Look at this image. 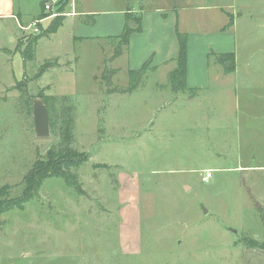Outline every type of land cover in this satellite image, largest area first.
I'll list each match as a JSON object with an SVG mask.
<instances>
[{"label": "rangeland", "instance_id": "1", "mask_svg": "<svg viewBox=\"0 0 264 264\" xmlns=\"http://www.w3.org/2000/svg\"><path fill=\"white\" fill-rule=\"evenodd\" d=\"M39 1L14 0L21 29L0 19V188L19 195L26 171L60 141L35 135L18 81L31 101L68 96L71 147L85 159L71 168L78 187L47 178L0 214V264H264L253 245L264 244V0H73V18L72 0H55L44 17L54 11L63 24L24 61L29 37L49 27L27 25L51 0ZM141 7L169 17L171 33L177 23L192 62L211 53L206 86L171 90L175 62H158L149 21L132 58L131 39L124 48L100 36L118 35L121 11L141 17ZM226 48L233 59L217 61ZM143 53L157 68L127 91Z\"/></svg>", "mask_w": 264, "mask_h": 264}, {"label": "trees", "instance_id": "2", "mask_svg": "<svg viewBox=\"0 0 264 264\" xmlns=\"http://www.w3.org/2000/svg\"><path fill=\"white\" fill-rule=\"evenodd\" d=\"M40 0L39 2H41ZM41 4V3H40ZM44 5L42 6V12L38 19L44 17L45 13ZM50 13L48 14V16ZM36 18V20H37ZM94 16L86 15L85 19L89 21H94ZM124 24L122 30L119 35L112 36L111 40H117L116 45L127 47L129 43V38L133 32H140L142 29V18L139 15H134L130 12V10H126L124 13ZM135 22V25H132V22ZM233 20L230 16V20L228 25L232 24ZM62 24V21L59 17L52 18V23L50 26L45 28L41 33L37 35L29 37L27 45L21 50L23 55V60L33 58L34 54V44L37 41V38L40 35L51 33L53 30L58 28ZM177 35L178 42V54L174 59L175 66L169 72V84L171 90H185L186 89V54H187V35L183 32H179L178 29H175ZM122 48L118 47L117 51L113 53L112 57L120 55L122 52ZM211 55V53H209ZM217 61L224 62L227 59H233L232 53L224 52L218 53L215 55ZM150 58L146 59L143 62V65L138 69H130L128 70L130 83L128 85L129 90L135 89L140 81L143 72L150 66ZM232 65V62H231ZM44 66V65H43ZM42 66V67H43ZM225 66V63H224ZM226 67V66H225ZM138 74V76L136 75ZM17 86V90L19 91V96L23 97L32 104L31 99L26 95L25 84L23 81H18L15 85ZM47 110H49V125H50V133H58L59 134V142L58 146L51 147L47 150L44 157L36 160L35 163L30 167L25 175L22 178L23 190L17 196H10L8 188L1 187L0 188V214L6 211L11 210L14 207H19L26 203L27 200L31 199L36 195L38 188L41 186V182H43L47 178H56L60 177L63 179L66 185L78 187L77 184V174L71 170V168L78 167L82 164L85 159L81 154H79L75 148L71 147L72 143V130L74 128V117L72 115V106H69L68 111L69 114L65 115L66 110L61 108L62 101L68 102V96L57 97V95H48L44 98H41ZM66 102V103H67ZM59 104V105H58ZM65 105V104H63ZM32 106V105H31ZM31 107L29 108V111ZM31 112V111H30ZM60 123V125H58ZM61 144V145H60ZM60 145V146H59ZM254 242V241H253ZM253 245H257L259 247H264V244L258 242H254Z\"/></svg>", "mask_w": 264, "mask_h": 264}, {"label": "crops", "instance_id": "3", "mask_svg": "<svg viewBox=\"0 0 264 264\" xmlns=\"http://www.w3.org/2000/svg\"><path fill=\"white\" fill-rule=\"evenodd\" d=\"M73 2L74 1L72 0L71 1V4H72L71 7H73V8H71V10H69L66 13V15H67L66 18L68 16L71 17V18H73L77 14H79L78 12L75 14ZM154 9L155 8H145V7H141V9L139 10L140 13H141V18H142V24H141V26H142V29L141 30L142 31L139 34H133V35H131L132 37L130 36V38H129V41L131 39L130 45H131V48H132L131 58L134 56V54L137 51V46L132 43V38L133 37H140V36H142V34H145V32L147 31V32H149L148 34H150L152 36V38L155 39V41H154L155 42V46L158 47V49H159L160 56H158V57L160 58V60L158 62H161V63L166 64V63H169L170 61H173V59H175V57L178 54L179 47H178V42H177V35H176V32H175V29L177 28V23H174V29H173V32L171 33L172 23L169 22L170 18L169 17H166V18L161 17L160 16V12L161 11L159 9H156L155 15H154L155 17L154 16H147L146 13L149 12V11H151V10H154ZM21 10L22 9L19 8V7L16 10V8L14 6V0H0V19H6V18H14V19H17L19 21V24H20L19 25V28L20 29H21V26L22 25H26V22L25 21H20V13H21ZM124 13H125L124 11H121V16H120L121 24L118 25V24L115 23L116 26L119 29H120V27L122 26V23L125 20ZM35 15L31 16L32 22H33V19H34L33 17ZM52 18H54V16L43 18L42 21H41V23L44 20H50V23L48 25V26H50V24L52 23ZM148 21L151 23V27L152 28L151 29L149 28L148 30L145 31L144 30L145 22L147 23ZM23 22H25V24ZM73 23H75V21ZM27 25L29 26L30 24L28 23ZM230 25H232V24H230ZM225 28L226 27H224L223 29H225ZM57 29L58 28H56L55 30H53L49 34H52ZM120 32H119V34H120ZM116 35L117 34H114V35L102 34L100 36L112 38L111 36H116ZM74 37L76 38L77 36L75 35ZM187 42H188V39H187ZM186 46H187V54H186L187 67H186V74H185V76H186V80H185L186 88L189 89V88H199L200 86H204V85L206 86L208 84V76H206V73H207V68H208V63H209V61H208V54H209V52L207 51L205 53V55H204L203 60L197 64V63H194V62H192L190 60V53H189L188 43H186ZM227 49L228 48H226L225 51L218 50V51H216V53H212V54H218V53H224V52L231 53L232 52V50H227ZM149 52L150 51H148L147 53H149ZM155 56H157V54H155ZM144 57H145L144 53L141 54L138 57V62L137 63L138 64L139 63L140 64L143 63L142 61H143V58ZM150 67H152V69L153 68L155 69V68H157V65H155L154 62H152V64L150 65ZM199 79H202V81L200 82Z\"/></svg>", "mask_w": 264, "mask_h": 264}, {"label": "water", "instance_id": "4", "mask_svg": "<svg viewBox=\"0 0 264 264\" xmlns=\"http://www.w3.org/2000/svg\"><path fill=\"white\" fill-rule=\"evenodd\" d=\"M229 66V62H225ZM31 111L33 115L34 132L37 137H47L50 134L49 110L41 98L33 99Z\"/></svg>", "mask_w": 264, "mask_h": 264}, {"label": "built area", "instance_id": "5", "mask_svg": "<svg viewBox=\"0 0 264 264\" xmlns=\"http://www.w3.org/2000/svg\"><path fill=\"white\" fill-rule=\"evenodd\" d=\"M54 2H55V0H51V1H49V2L44 3V9H45V12H49V11L52 10ZM55 14H56V13H54V11H53V12H51L50 15L47 16V17L54 16ZM44 18H46V17H44ZM42 19H43V18L37 19V20L33 21L31 25H29L30 27H31V26L33 27V32H34V33H36V32L38 31V26H37V25H38V22L42 21Z\"/></svg>", "mask_w": 264, "mask_h": 264}]
</instances>
